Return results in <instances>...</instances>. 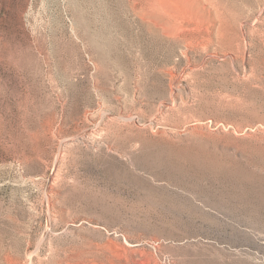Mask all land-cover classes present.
<instances>
[{"label":"rangeland","instance_id":"rangeland-1","mask_svg":"<svg viewBox=\"0 0 264 264\" xmlns=\"http://www.w3.org/2000/svg\"><path fill=\"white\" fill-rule=\"evenodd\" d=\"M0 264H264V0H0Z\"/></svg>","mask_w":264,"mask_h":264}]
</instances>
